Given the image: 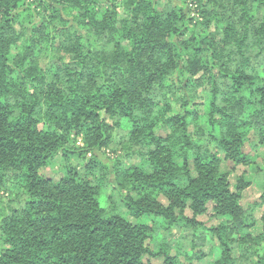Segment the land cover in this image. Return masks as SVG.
<instances>
[{
    "label": "trees",
    "instance_id": "trees-1",
    "mask_svg": "<svg viewBox=\"0 0 264 264\" xmlns=\"http://www.w3.org/2000/svg\"><path fill=\"white\" fill-rule=\"evenodd\" d=\"M263 146L264 0H0V264H264Z\"/></svg>",
    "mask_w": 264,
    "mask_h": 264
},
{
    "label": "rangeland",
    "instance_id": "rangeland-1",
    "mask_svg": "<svg viewBox=\"0 0 264 264\" xmlns=\"http://www.w3.org/2000/svg\"><path fill=\"white\" fill-rule=\"evenodd\" d=\"M254 140V138H252V141ZM115 147V145H114ZM248 150H252L251 149V146L250 145H247L246 146ZM118 151L117 152H113L112 149L108 150V154L110 156H115V155H119L121 152H120V148L118 147H115ZM260 150V149H259ZM263 151V156H264V146L262 147V150ZM230 164V163H229ZM231 165V164H230ZM229 165V166H230ZM61 168H60V162L59 161H56L55 163H53L50 167H48L45 171H44V174H46L47 176H50V177H54V178H58L60 175H61ZM240 172V171H239ZM237 171L233 172V176H232V179L234 180L236 175L239 173ZM259 186L258 184H253L252 187H250L246 193V197L243 198L242 202L244 203L245 206H247L248 202H251L252 199H255L256 196L258 195L259 193ZM4 196L3 198H7V196L3 193H0V198ZM101 203L102 205H105L106 204V201L104 198L101 199ZM209 216H204L202 217V219L204 221H210V219H208ZM211 246H212V243H207L203 249L206 253H210V250H211ZM211 256H208L203 259L202 261H198V260H195V264H207L209 261H211Z\"/></svg>",
    "mask_w": 264,
    "mask_h": 264
}]
</instances>
